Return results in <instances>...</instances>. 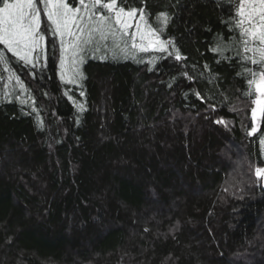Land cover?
<instances>
[{"label": "trees", "instance_id": "trees-1", "mask_svg": "<svg viewBox=\"0 0 264 264\" xmlns=\"http://www.w3.org/2000/svg\"><path fill=\"white\" fill-rule=\"evenodd\" d=\"M238 2L118 0L154 27L167 13L183 59L89 48L75 83L48 21L37 67L0 45V264H264V115L249 136L245 71L261 66L242 59Z\"/></svg>", "mask_w": 264, "mask_h": 264}, {"label": "snow or ice", "instance_id": "snow-or-ice-1", "mask_svg": "<svg viewBox=\"0 0 264 264\" xmlns=\"http://www.w3.org/2000/svg\"><path fill=\"white\" fill-rule=\"evenodd\" d=\"M41 10L49 22V31L59 39L61 80L67 78L68 82L75 83L83 79L79 66L84 63L82 54L89 48L93 52L110 50L114 58L117 54H131L135 59L136 53L151 50L167 52L169 56L174 54L177 61L183 59L173 40L161 39V33L170 20L164 12L157 15L159 27H154L148 22L145 8L122 7L118 0H78L75 6L69 0H0V45L19 62L33 68L39 65V53L45 42ZM133 27L135 31L130 32ZM234 27L240 30L243 38V52L252 54L242 59L261 66L259 72L245 69L252 76L249 86H255L258 93L253 101L256 107L251 110L253 123L247 133L252 136L257 132L258 114L264 115V0H239ZM224 48L218 41L212 50L222 55ZM0 63H7L3 50H0ZM149 63H155V58ZM13 78L23 89L20 78L9 76V79ZM81 95L84 93L81 92ZM196 95L201 98L200 93ZM78 108L83 111V105H78ZM210 108L215 110L213 105ZM216 123L226 125L223 119ZM260 144L264 149V138ZM255 175L264 179V168L257 167Z\"/></svg>", "mask_w": 264, "mask_h": 264}, {"label": "rangeland", "instance_id": "rangeland-1", "mask_svg": "<svg viewBox=\"0 0 264 264\" xmlns=\"http://www.w3.org/2000/svg\"><path fill=\"white\" fill-rule=\"evenodd\" d=\"M42 23H44V24H46L47 25V19L41 14V24ZM49 25V24H48ZM48 25H47V27H48ZM49 28V27H48ZM130 32H133V31H130ZM60 47V46H59Z\"/></svg>", "mask_w": 264, "mask_h": 264}, {"label": "water", "instance_id": "water-1", "mask_svg": "<svg viewBox=\"0 0 264 264\" xmlns=\"http://www.w3.org/2000/svg\"><path fill=\"white\" fill-rule=\"evenodd\" d=\"M261 185L264 188V179H261Z\"/></svg>", "mask_w": 264, "mask_h": 264}]
</instances>
